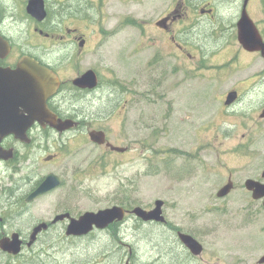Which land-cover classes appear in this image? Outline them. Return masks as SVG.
Wrapping results in <instances>:
<instances>
[{"label": "rangeland", "instance_id": "obj_1", "mask_svg": "<svg viewBox=\"0 0 264 264\" xmlns=\"http://www.w3.org/2000/svg\"><path fill=\"white\" fill-rule=\"evenodd\" d=\"M214 1L212 7L227 29L216 46L223 51L215 57L202 54L201 70L195 62L182 69L174 60L172 74L155 73L152 50L139 54L133 45L136 32L127 24L128 16L139 8L136 1L103 0L95 6L99 18L93 54L76 67L99 73L100 89L81 106L91 104L102 111H91L92 125L83 131L65 133L60 139L44 133L40 138L46 149L56 139L61 148L53 146L52 151L60 148L66 155L61 169H54L63 185L37 202L35 218L50 222L64 209L76 218L114 206L149 211L162 200L167 225L144 224L131 215L123 228L74 238L66 235L68 222L62 223L54 232L40 235L38 254L30 264H125L128 258L136 264H259L264 257L263 202L253 200L245 189L250 179L264 183V119L260 118L264 80L254 83L249 94L243 92L232 108L224 103L226 91L248 76L256 78L264 61L237 53L230 72H221V64L240 48L228 43L236 5L233 0ZM140 2L148 7L153 0ZM249 2L248 11L264 33V0ZM106 28L111 31L106 33ZM207 37L204 43H213L214 34ZM61 76L73 77L71 72ZM125 100H129L126 111ZM94 127L106 131L117 146H122L124 131L130 129L132 135L136 130L135 151L111 155L90 141L88 133ZM36 151L33 159L38 163L44 150ZM230 177L235 188L218 199ZM4 198L0 195V211L7 206ZM15 215L18 227L34 223L29 216ZM179 232L195 237L204 247L203 254L192 256L178 240Z\"/></svg>", "mask_w": 264, "mask_h": 264}, {"label": "flooded vegetation", "instance_id": "obj_2", "mask_svg": "<svg viewBox=\"0 0 264 264\" xmlns=\"http://www.w3.org/2000/svg\"><path fill=\"white\" fill-rule=\"evenodd\" d=\"M134 1L137 2L139 8L134 16H128L127 27H131L136 32L137 38L133 45L139 54L152 50L151 59H156L153 63L155 73L172 74L174 60L182 69L184 64L187 69L191 62H195V68H199L202 54L209 57L214 54L213 57H215L223 51L216 46L227 29L223 27V22L219 20L216 9L212 7L214 0H180L175 3L174 0H153L148 7L143 6L140 0ZM99 2L103 0H0V71L6 73L5 76L1 75L0 80L9 81L8 76L13 77L20 70H22V75L27 67H31V63H36V66L56 75L60 87L56 95L48 99L47 105L59 119L75 122V128L66 133L83 131L84 127L92 125L90 123L93 121L92 112L86 111V108L81 105L91 102L93 95L100 89L101 77L96 71L99 86L95 90L76 87L73 80L92 69L81 71L83 68H77L76 65L78 61L93 54L95 21L99 18V14L95 16V6ZM233 3L236 5V11L231 22L232 27L229 28L232 31V39L228 43L231 47L240 46V48L233 52L230 59L221 64L223 66L221 72H230L228 67L237 53L238 57L241 54H248L257 58L261 57L264 61V55L261 52L246 51L239 44L238 23L242 17L245 0L241 7L239 6L240 0H233ZM248 13L256 22L264 39L259 22L251 16L249 11ZM206 21L211 24H206ZM110 31V28H106V33ZM206 34H214V39L211 40L213 43H204L208 38ZM23 66L25 69H21ZM198 70H201V67ZM61 72H71L73 77L68 78L70 80L66 79L67 77L63 78ZM259 80H264V67L256 74V78L252 75L239 80L233 88L226 91V94L236 91L239 96L238 100H240L243 92L249 94L254 83ZM126 94H135V92L127 91ZM69 102H74V104L69 107L67 106ZM111 104L116 103L111 100ZM128 104L129 100H125L123 103L125 111ZM93 129L102 130L98 127ZM44 133H52L57 136V139L65 134L49 126L42 128L39 124H35L28 131V142L17 139L15 135H9L1 143V147L11 150L12 155L8 159H0V174L3 175V180L0 181V195L4 196L7 202L6 208L0 211V242L3 239H13L17 236L20 251L15 254L0 248V264H30V258H35L38 254L40 235H48L66 222H68L67 231L70 219L76 218L66 209L59 211L50 222L35 218L33 207L37 202L63 185L62 177L56 174L54 169H61L66 153L60 149L61 146L56 139L52 146L46 149L40 141ZM135 134L136 130L131 135V130L127 129L121 134L122 146H117L106 133L107 142L115 147L125 148L122 152L113 151L106 144L97 146L106 148L111 155L127 156L136 149L132 147L138 142V139H132L136 136ZM53 146L60 148L53 152ZM36 149L44 150L42 156L38 158V163L33 159L37 153ZM45 168L53 169L43 175L42 171ZM49 174L59 176L62 180L61 186L47 195L29 201V196L36 191ZM15 214L21 218L29 216L34 223L27 227L21 225L18 227ZM66 214L70 217L56 221L58 217ZM131 215L132 213H127L124 221L111 224L105 231L112 232L111 230L116 228H123L127 223V218ZM41 223H46L47 229L40 232L36 241L29 245L34 229ZM14 228H20V230ZM125 264L136 263L132 258H128Z\"/></svg>", "mask_w": 264, "mask_h": 264}, {"label": "water", "instance_id": "obj_3", "mask_svg": "<svg viewBox=\"0 0 264 264\" xmlns=\"http://www.w3.org/2000/svg\"><path fill=\"white\" fill-rule=\"evenodd\" d=\"M249 0H245L242 17L238 23V41L240 45L249 52H261L264 55V39L256 26L255 22L249 16L247 11ZM9 51V49H8ZM18 71L15 80L24 77V91L21 90L22 83L11 81L2 82L0 80V159H8L12 155L11 150H5L1 147L2 141L9 135H15L21 141H29L28 131L36 123L41 127L50 126L51 128L64 133L75 128V122L71 120H61L56 114L49 110L47 101L54 96L59 87V79L52 72L36 66L31 63V67H27L22 73ZM5 71H0L5 76ZM74 85L82 89H96L98 87V77L93 70L87 71L84 75L74 80ZM238 99L237 92H230L225 102L226 106L233 105ZM22 108V109H21ZM264 118V110L260 116ZM90 140L98 145L107 144V147L113 151L122 152L125 149L115 147L107 143L106 134L103 131H91L89 133ZM264 179V172L262 174ZM61 185V179L50 174L45 181L34 191L28 198L32 201ZM246 189L252 193L254 200H263L264 205V183L256 180H247ZM234 189V182L229 178L228 183L223 186L217 193V197L223 199L227 197ZM164 201L158 200L155 208L147 211L143 208H135L133 213L137 218L144 222H156L159 224L167 223L164 216ZM126 209L120 206H114L99 212H87L79 218H71V223L67 229V236L82 237L90 234L94 229L104 230L115 222L125 219ZM70 215H62L56 221L63 220ZM47 229L46 223H41L34 229L31 237L30 245L34 243L37 235ZM180 242L196 257L203 253V245L193 236L180 232L178 234ZM3 251L10 253H18L20 251V242L17 236L14 239H3L0 242ZM264 264V257L259 261Z\"/></svg>", "mask_w": 264, "mask_h": 264}, {"label": "bare ground", "instance_id": "obj_4", "mask_svg": "<svg viewBox=\"0 0 264 264\" xmlns=\"http://www.w3.org/2000/svg\"><path fill=\"white\" fill-rule=\"evenodd\" d=\"M21 69H25V66H23ZM7 74H8V73H7ZM8 75H9V74H8ZM15 76H16V75H13V77H12L11 75H9L11 81H13V82H14V81H16V82L18 81V82H21V83H22L21 90L24 91V89H25V88H24V81H25L24 77H20V76H19V78L15 80Z\"/></svg>", "mask_w": 264, "mask_h": 264}, {"label": "trees", "instance_id": "obj_5", "mask_svg": "<svg viewBox=\"0 0 264 264\" xmlns=\"http://www.w3.org/2000/svg\"><path fill=\"white\" fill-rule=\"evenodd\" d=\"M104 105H106V103ZM85 108H86V111H93V109H94V107H92L91 104L87 105ZM101 111H102V109H100L98 111H95V109H94V114L98 113V112H101ZM170 244H171V247H172L173 243H170ZM178 262H181V261L179 260Z\"/></svg>", "mask_w": 264, "mask_h": 264}]
</instances>
